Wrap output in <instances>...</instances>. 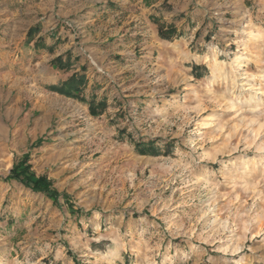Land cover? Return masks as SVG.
Listing matches in <instances>:
<instances>
[{
    "label": "rangeland",
    "instance_id": "obj_1",
    "mask_svg": "<svg viewBox=\"0 0 264 264\" xmlns=\"http://www.w3.org/2000/svg\"><path fill=\"white\" fill-rule=\"evenodd\" d=\"M152 1L0 0V264H264V0Z\"/></svg>",
    "mask_w": 264,
    "mask_h": 264
},
{
    "label": "trees",
    "instance_id": "obj_2",
    "mask_svg": "<svg viewBox=\"0 0 264 264\" xmlns=\"http://www.w3.org/2000/svg\"><path fill=\"white\" fill-rule=\"evenodd\" d=\"M168 30V29H167ZM159 34L165 38L169 37L166 33L160 31ZM59 58H56V61ZM85 81V77L74 75L71 76L68 82L63 84L62 86L51 85L50 88L54 91L63 93L65 95H73V89L79 88L78 84ZM67 84V85H66ZM89 109L92 114H96L94 110V104L92 101L88 102ZM140 146V143H137V147ZM153 142H149L144 148L139 149L142 153H153L154 152ZM4 180L15 179L20 182L23 186L35 192H43L47 196L54 198L55 200L59 195L63 197V199L68 200V197L64 193H58L55 189L51 188V181L46 178L45 175H36L32 169L31 165L27 163V156H23L21 160L16 162L11 168L9 174L6 177H3ZM69 205V203L67 202Z\"/></svg>",
    "mask_w": 264,
    "mask_h": 264
},
{
    "label": "crops",
    "instance_id": "obj_3",
    "mask_svg": "<svg viewBox=\"0 0 264 264\" xmlns=\"http://www.w3.org/2000/svg\"><path fill=\"white\" fill-rule=\"evenodd\" d=\"M125 1H130V0H125ZM140 1H142V4L141 5H143L145 8H148V7H150V6H152L154 4V2L152 0H140ZM122 3H123V1H122ZM122 3L119 4V6H120L119 8H121V5H122V7L125 6V3L124 4H122ZM129 3H131V2H129ZM110 6H112V7H118V5H116L115 3L114 4H110ZM153 20L154 21H161L162 23L164 22L161 19L155 18V17L153 18ZM166 25L167 26L168 25L170 26V28L172 29L171 32H176V29L169 24V21H166ZM159 26H162V25L159 24ZM177 31H178V29H177ZM54 35H55L54 33H51V45H52L51 48H54L55 47L54 44L55 43H59V40H60V37L54 36Z\"/></svg>",
    "mask_w": 264,
    "mask_h": 264
},
{
    "label": "bare ground",
    "instance_id": "obj_4",
    "mask_svg": "<svg viewBox=\"0 0 264 264\" xmlns=\"http://www.w3.org/2000/svg\"><path fill=\"white\" fill-rule=\"evenodd\" d=\"M205 57V60L206 61H210V60H212V61H217V59L215 58V56H212V57H210V56H204ZM240 60V56H236L235 58H234V60H233V62H238ZM214 64H216V63H214Z\"/></svg>",
    "mask_w": 264,
    "mask_h": 264
}]
</instances>
